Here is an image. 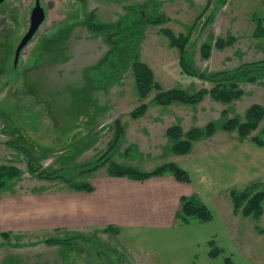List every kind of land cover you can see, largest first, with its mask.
I'll list each match as a JSON object with an SVG mask.
<instances>
[{"label":"crops","instance_id":"obj_1","mask_svg":"<svg viewBox=\"0 0 264 264\" xmlns=\"http://www.w3.org/2000/svg\"><path fill=\"white\" fill-rule=\"evenodd\" d=\"M147 3L153 5L158 17H162L165 21L162 24H151L144 19L133 22L140 31L134 37L138 41L137 46L134 47L138 54L141 53L142 46L144 47L150 40L149 33L154 30V35L151 36L153 37L151 46L157 45L162 40H166V43L170 45L165 34L166 31H169L175 38L187 37L186 63L192 69L195 67L193 62L195 55H198L202 61L197 64H202L206 72L229 71L230 68L223 65V62L235 54L242 55L247 60L251 58L250 51H253L254 56H264V34L263 36L256 35L261 29L264 33V0H114L110 4L102 0L99 8L117 10L121 7L123 8V12L120 11L122 16H126L129 12L124 8ZM66 7L65 5L62 7L63 12ZM88 9L90 11L87 16L93 11V6L89 5ZM95 11V22L112 28L99 32L91 31L87 26L86 16V20L72 22L62 31L61 35L59 32H54L49 37L51 40L45 39L40 45L39 60H35L34 64L36 69L32 71L33 68L25 64V73L29 77L28 86L29 83L30 85L39 84L36 80L37 76L41 77L43 81H48V68L52 67L57 74L54 82L60 79H64L65 82L78 79L83 82L84 92L92 96L95 104L98 105V99L95 96L98 97L100 94L101 101L107 105L102 89L107 90L112 83L113 85L122 84L127 75H130L131 78L132 75L134 76L133 62L127 67V71L125 66L119 65L117 58L111 64H104L107 56L117 49L110 44L109 36L118 32L119 21L111 24L108 18L99 20L97 13L103 14L96 8H94ZM55 17L57 16L54 14L48 17L46 25L43 27L44 30L53 27L52 25L57 22ZM105 17L106 15L102 16V19ZM133 26L135 27V25ZM222 35L224 38H219ZM229 40H231V44L217 46L219 41ZM46 41L49 42L46 43ZM205 46H208L210 51L207 53V57L203 58L201 55ZM66 50L69 53L67 64L63 66L56 64L60 63L62 59L61 63L65 62L64 52ZM52 53L57 58L59 57L58 62L57 60L56 62L48 61ZM169 55V62L166 63L168 67L163 68V72L169 74L168 80L169 83L171 82L166 88L177 85V65L180 57L178 48L170 46ZM45 56L47 60L40 61ZM39 61L42 62L41 67L38 65ZM140 61L142 62L141 57ZM144 64L153 73L158 72L155 67L160 68L153 61L146 60ZM229 66L231 65L229 64ZM39 69L41 71H37ZM90 72H92L91 75H89ZM34 73L36 75H33ZM75 74H78L79 78ZM183 76L187 81L197 84L196 77L188 76V79L186 75ZM114 77L116 79L112 82ZM154 77V82H157L158 79L156 77L154 79ZM200 82L212 84L201 79ZM159 86L161 89L165 87L161 84ZM195 86L197 88L188 94L200 91L198 85ZM156 93L157 91H150L146 95L148 97L143 99L148 105L141 117H131L136 122H140V125L137 126L138 129L133 127L131 136L127 135L125 125L121 120L125 113L119 115L113 112L114 118L107 122L106 118L109 114L105 117V113L101 109L104 105H98L99 109L94 110L96 113L92 119L99 117L93 124L94 130L88 128L87 134H83V136L98 141L101 134H109L110 140L107 144L102 145L103 153L115 138L117 122L122 127L123 134L128 136L126 141L130 144L129 147L135 145L142 148L148 144L150 135L155 136L153 147L165 145L169 151L167 154L172 157H169V160L158 162L154 168L149 169L147 166L145 172H152L167 163L177 166V153L172 152L175 140L167 136L169 128L179 127L182 137H185L189 131L195 129L205 131L211 125L212 133L209 137L192 141L189 150L179 157L183 158L182 166L179 168L187 172L189 182L178 181L169 172L142 181L128 177L110 176L107 172V175L93 184L88 183L92 191H85L72 188L73 183L38 179L32 176L29 171L26 173L29 178L25 179L23 177L25 172L22 171L21 176L0 188V233L8 235V239L0 236V241L6 242L10 238L19 241L25 236L44 238L48 236V239L60 240L59 238H67L69 235L84 237L83 235L87 232L102 233L105 229L110 228L113 230L111 233L115 234L117 247L119 245L123 248L129 257L130 264H146L147 256L156 257L155 264H214L215 259L208 254L207 242L211 239L216 240L217 247L225 243L224 234L219 233H224L227 230L223 216L218 214L219 208L215 209V217L218 220L213 218L207 223L191 220L188 224H183L175 218L180 208V200L183 197H196L212 211L216 202L219 199L225 200L231 189H239L243 185L255 183L256 177L246 180V146L253 144L259 150H264V146H257L239 135L237 136L239 142L236 145H227L228 142L222 134H238L236 130L226 131L223 128L228 114L225 106H229L230 102L216 101L210 93H205L200 101L193 104L173 102L159 105L153 101ZM34 99L38 108L42 105L47 109V118L53 117L52 110L49 108V99L39 100L37 97ZM239 100L240 97L236 99V101ZM132 112L133 110L128 112L130 116ZM213 113L218 116L211 118L210 115ZM204 115L206 118H201ZM197 118L201 120L198 121ZM188 122L192 123V126L189 124L190 126L184 129V125ZM140 127L143 130L139 131ZM4 132H1L0 138L3 135L11 136L9 131H6L7 134ZM137 132H144L146 135V138L142 137L145 141L144 144L137 142L139 137ZM124 135L117 149L124 145ZM134 137L135 143L132 141ZM219 137L223 139H218ZM203 140L204 143H199ZM22 144L26 145V143ZM148 145L152 147V143ZM0 146L18 153L23 157L22 160L26 161L23 154L9 145L6 140H0ZM62 154L64 155V152ZM159 159L160 155L157 160ZM140 172L144 171L140 170ZM25 180L33 184L29 187L21 186V182ZM50 184H53V187H50ZM58 247L65 250L77 249L74 246L64 245H57L55 249Z\"/></svg>","mask_w":264,"mask_h":264},{"label":"rangeland","instance_id":"obj_2","mask_svg":"<svg viewBox=\"0 0 264 264\" xmlns=\"http://www.w3.org/2000/svg\"><path fill=\"white\" fill-rule=\"evenodd\" d=\"M41 1H44V4L49 7V12L47 13L48 17L54 14V16L65 18V20L62 22L56 20L60 23H54L52 28L45 30L43 29L45 23L42 24L35 37L32 39L30 46L21 51L17 63L14 52L16 53V47L20 44V39H22L28 28L29 15L34 7V0H7L0 5V29H2V27L6 29L5 32L0 31V135L2 131H5V134H7L6 131L11 133V136H1L0 140H6L11 146L15 143L25 147L37 158V162L42 169L64 170L62 172H64L68 178H73V184H93L95 181L107 175V172L109 173L110 169H112L109 163L93 172L80 174V169L86 168L82 167L83 165H92L98 160L103 154L102 145L107 144L110 140L109 134L105 133L101 134L100 139L97 138L99 142L94 141L91 137L83 136V134H87L88 128L94 130L93 124L99 117L92 119V116L96 113L95 111L99 109L98 105L101 106L105 104L104 101H101L100 94L98 97L95 96L98 99L97 105L92 96L84 92V88H82L84 84L78 79L75 81L66 80V82L64 79H60L54 82L53 80L57 77V74L52 67L48 68V81H43L41 77L37 76L36 80L39 84L34 83L30 85L29 83L28 86L27 80H29V77L27 73H25L26 66L33 68L32 71L36 69L34 64L35 60H39V51L42 42H44L45 39L51 40L49 37L54 32H59L61 35L62 31L71 25L72 22L86 20L87 13L90 11L88 9L89 5L93 6V9L96 8L101 11L103 15L97 13L99 20L108 18L111 24L118 20L119 23H121V28L124 30L129 29L126 31V42L128 43L122 47H118L114 52H111L104 61V64H111V62L117 58L119 65L122 67L125 66L126 70L128 69L127 67L134 62V54L138 55L137 62L142 65H145L144 61L146 60L153 61L160 67H155L158 72H152L153 77L155 76L158 79L155 84L159 87V90L152 88L151 91L154 90L155 92L157 91V93L177 89L188 94L192 93L191 90L197 88L195 85H198L200 91L205 90L207 94L210 93L211 89L215 88L214 83L206 84L204 82V84L200 82L199 78H195L197 79V84L183 78V75H186L189 79L188 75L183 73L181 69L180 57L179 66L177 65V85L166 88L171 82L169 83V74L163 72V68L168 67L166 63H168L170 59L169 51L171 44L168 39L170 45L166 43V40H162L157 45L151 46L153 43V37L151 36L154 35V30L149 33L150 40L144 47L142 46L141 53L138 54L134 49L138 41L134 40L132 42L131 40L134 39L140 31L133 22L157 15L154 9L155 7L153 8V5L150 3L124 8L129 14L122 16L120 11L123 12V8L121 7L117 10L99 8L102 0H85L87 1L85 3L81 2L84 0H66L65 6L67 7L64 12L62 7L53 4L56 0ZM103 1L110 4V2L114 0ZM55 7L57 10L61 11L59 14L56 12L57 10L54 9ZM114 13L117 14L115 15ZM105 15L106 17L102 19V16ZM133 25H135V27ZM219 38L224 37L222 35V37ZM173 46L177 48V46ZM101 49L103 50V48ZM204 50L205 49H202V52ZM178 51L180 54L179 49ZM209 51L210 48L208 49V52ZM252 53L253 51L249 52V55H251L249 60L238 54L229 57L223 62V65L230 68V70L226 72L233 71L242 64L248 65L254 62H264V56H254ZM64 56L66 57L64 63H61L63 59L59 63V57L57 58L54 53L51 54L48 61L51 62L54 60L56 62L57 60L58 63L56 64L63 66L67 64L69 58L67 50L64 52ZM140 57L142 58V62L140 61ZM201 57H203V55H201ZM45 60H47L46 56L40 61L43 62ZM193 60H195L193 61L195 67H192L195 71L205 74L215 73L206 72L202 64H197L202 63L198 55H195ZM40 61L38 65L41 67L42 62ZM229 64L231 66H229ZM37 71H41V69ZM91 74L92 72L89 73V75ZM33 75H36V73ZM75 76L78 77V74H75ZM115 77L117 78V75ZM115 77L112 82L115 81ZM252 77L253 81L251 82L244 78L237 79V91H240L242 95L239 101L234 99L230 102L229 106H225L227 107L226 111L228 114L226 115L227 120L223 124V128L228 121L237 120L241 124L245 123L246 112L252 105H260L264 110V71L252 72L249 78ZM160 84L165 86L164 89H161L159 86ZM102 90L107 105L102 106L101 109L103 113H105V117L109 114L106 118L107 122H110L112 118H114V113H118L119 115L125 113L122 115L121 120L125 125L127 135L129 134V136H131L133 127L138 129L137 126L140 125V122L138 123L136 120H133L128 112L134 111L142 104L148 105L147 102L143 101V99L148 96L141 98L143 103L140 102L141 99L133 75L132 78L130 75L124 77L122 84L113 85L112 83L107 90ZM33 97H37L39 100L49 99V108L52 110L53 117L47 118V109L42 107V105L38 108ZM217 116L218 114L216 113L210 115L211 118H216ZM198 118H200L199 115ZM201 118H206V115ZM200 120L201 119H198V121ZM189 124L192 126V123L188 122L184 125V129H187L188 126H190ZM140 128L139 131L143 130V128ZM235 130L238 132L237 129ZM137 135L139 136L137 142L144 144L145 141L143 138H146L144 132H137ZM238 135L239 132L237 135L235 133L222 134L223 138L228 142L227 145L230 146H234L239 142L237 141ZM255 136L260 141L264 142V116L258 123V127L252 130L248 137L244 138H246V141L250 142V138ZM126 137L128 138V136H125L124 145L115 151L116 155L112 159V161H114L113 164L119 167H133L138 171L141 170L145 172L147 166H149V169L154 168L155 164H158V162L169 160V157H172V155L167 154L169 151L165 145L161 144L158 147H153V143L156 140L155 136L150 135L148 137L149 141L147 143H152V147L146 144V146L142 148L135 145L129 147L128 145L130 144L126 141ZM208 137L209 136L203 137V139ZM223 138L219 137L218 139ZM181 139L184 140L185 137ZM132 141L135 143V137ZM204 142L203 140L199 143ZM22 143H26L27 146ZM63 152L64 155L62 154ZM263 153V149L259 150L255 145L247 144L245 155L247 163L246 180L248 181L253 177H256L257 180L255 183L243 185V187L241 186L239 189H231L226 195L225 200L219 199L216 202L215 208L213 207L212 211L208 208L212 215L211 220H213V218L214 220H218L215 217V209L219 208L218 214L223 216V221L227 229L224 233H219L224 234L225 243L220 244V247L218 246L219 249L215 248L214 254H219L214 258V264H223L225 257H229L235 264H264V201L260 204V214L257 217H253L252 215L247 216L245 214L244 207L246 204L243 208L235 209L232 201L233 198L231 197V192L233 191L237 194H241L237 197V200L240 202L243 201L244 197L248 195L246 192L247 189L252 184L258 185L257 191L264 189ZM158 155H160L159 160H157ZM180 155L181 154H177V167L182 166L181 161L183 158H179ZM22 159L23 157L18 153L0 146V166H14L18 168L20 172L24 171L25 174L23 177L28 179L29 176L26 174L28 171V168H26V161L24 162ZM79 177L81 178L77 180ZM32 184L33 183L28 180L21 182V186L29 187ZM50 187H53V184H50ZM47 188H49V186H47ZM111 231L113 230L110 229V231H108L107 229L102 233L87 232L83 235L84 239L81 236L69 235L67 238H73V241H71L73 244H70L71 246L68 247L74 246L77 247V249L69 248L68 250L62 247L55 249L57 245L43 243L46 238L48 240V236L45 238L40 236H25L19 241L10 238V240L6 242L0 241V264H130L128 260L129 257L125 254L123 248L119 245L117 247L115 234L114 232L111 233ZM59 239L62 240L66 238L62 237ZM215 241L216 240H214L213 243H215ZM209 242H207V248L210 252L212 247L209 245ZM215 245H217V242ZM147 257L146 264H155L156 257Z\"/></svg>","mask_w":264,"mask_h":264},{"label":"trees","instance_id":"obj_3","mask_svg":"<svg viewBox=\"0 0 264 264\" xmlns=\"http://www.w3.org/2000/svg\"><path fill=\"white\" fill-rule=\"evenodd\" d=\"M132 10V9H130ZM145 21L151 23V24H162L165 19L162 17L156 16H150L148 18H143ZM87 26L91 31L99 32L104 30H109L110 26L106 25H100L97 24L94 20L93 16H90L87 18ZM116 33L109 36L110 44L113 45L115 48L118 49V47L124 46L127 40H126V31L123 28H121V23L118 24ZM165 34L167 35L168 39L170 40L171 46L175 45L180 50V66L183 71V73L187 74L188 76L196 77L201 80H206L211 82L212 84H215V88L210 90V94L213 97L214 100L220 101L222 103H229L234 99L239 98L242 93L240 91H237V79L244 78L248 80L249 82L253 81V77L249 78V75L252 74V72H259L264 71V62H254L250 63L248 65H240L238 68H236L233 71L230 72H215L211 74H205L201 72H197L193 70L187 63H186V53L188 49V39L187 37H179L175 38L169 31H166ZM263 31L257 32V36L261 35L263 36ZM136 41V39H132L131 41ZM130 42V41H129ZM231 40L222 42L219 41L217 46L222 47L230 43ZM205 50L203 51V57H207L208 53V46H205ZM137 54H134V62H133V71H134V77L136 80V86L137 90L140 96V99L145 97L152 88L159 90V87L155 84L153 80V74L152 72L145 66L137 62ZM205 94V91H199L195 94H187L184 91H180L177 89L159 92L155 95L153 98V101L159 105H167L171 104L173 102L183 103V104H193L201 100L203 95ZM147 106L145 104L140 105L138 108H136L132 113V118H138L141 117ZM264 110L260 105H252L245 115V123H239L237 120L235 121H228L224 128L226 130H235L237 129L239 132V135L244 138L248 137L250 135V132L252 130H255L258 127V123L264 116ZM212 133V126L209 125L208 128L205 131L200 130H192L189 131L185 139L182 138L181 130L179 127H171L167 131V136L175 140V143L172 148L173 153L177 154H184L189 150V147L191 145V141L197 140L202 137L209 136ZM123 129L117 122L115 124V138L109 145L106 152H104L96 162L92 165H83L81 168L80 174H85L88 172H93L96 169L100 168L101 166L110 163V169L109 175L115 176V177H128L134 180L142 181L146 178L152 177V176H160L167 172L172 173L174 177L181 182H189V176L186 171L182 170L181 168L175 166L172 163L163 164L162 166L158 167L157 169L153 170L152 172H140L133 167H119L111 161L113 156L115 155V151L117 150L118 145L120 144L121 140L123 139ZM250 140L257 144V146H264V142L260 141L256 136L251 137ZM13 144V143H12ZM10 145V144H9ZM14 148H16L23 156L25 157L27 161V168L29 173L32 176L37 177L38 179H44V180H61L66 183L72 184L74 182L73 178L70 179L68 176L64 174V170H45L42 169V167L38 164L37 158L34 157L25 147L19 145V144H13ZM112 163V164H111ZM81 166V165H80ZM23 173L20 172V170L14 166H0V188H3L8 182L11 180L18 178ZM72 188L76 190H85V191H92V188L89 184H72ZM257 184H252L247 189V196L244 197L243 201H238L237 197L241 194H237L235 192H231V197L233 198L234 208L240 209L243 208L244 205V212L245 214L252 215L253 217H257L260 214V204L262 201H264V189L257 191ZM243 194V193H242ZM176 220L183 224H188L191 220H197L200 223H207L212 219V215L208 208L201 203L196 197L191 198H181L180 200V208L175 216ZM108 231H110V228H107ZM105 229V231L107 230ZM0 236L4 239H8L7 234L0 233ZM83 238V237H82ZM73 238H66L62 240L57 239H48L45 240L44 243L48 245H64V246H71L70 244H73L72 240ZM76 239V238H74ZM84 239V238H83ZM209 245H211L212 249L209 252V256L211 258H216L219 253L214 254L215 248L219 249L215 243H213V240L209 242ZM223 264H235L229 257H225Z\"/></svg>","mask_w":264,"mask_h":264},{"label":"flooded vegetation","instance_id":"obj_4","mask_svg":"<svg viewBox=\"0 0 264 264\" xmlns=\"http://www.w3.org/2000/svg\"><path fill=\"white\" fill-rule=\"evenodd\" d=\"M7 0H5L4 2H6ZM65 1L66 0H56V1H54V3L53 4H55V5H58V6H60V7H63L64 5H65ZM3 2V3H4ZM81 2H87V1H81ZM39 3H40V6H41V8H42V10H43V13H44V20H43V23L42 24H44L46 21H47V19H48V12H49V7H48V5H45L44 4V1H41V0H39ZM2 4V3H1ZM0 4V5H1ZM87 4H89V3H87ZM34 5H35V0H34ZM34 8V7H33ZM32 8V9H33ZM55 10H57V8L55 7L54 8ZM31 12H32V10L30 11V15H31ZM58 14L61 12V11H59V10H57L56 11ZM30 15H29V20H28V28H27V30H26V32H25V34L27 33V31H28V29H29V26H30ZM90 16H93V17H95V12H94V9H93V11L91 12V13H89V15L87 16V18L88 17H90ZM63 19H65V18H63V17H56V20H58V21H60V22H62V20ZM3 20V19H2ZM60 22H55V23H60ZM42 24L39 26V28L37 29V31L35 32V34L31 37V39L26 43V45L25 46H23V48L20 50V52L16 55V53L14 52V55H15V59H16V63H17V61H18V57H19V55H20V53H21V51H23V50H25V48H27V47H29L30 46V44L32 43V39L35 37V35L37 34V32L39 31V29H40V27L42 26ZM45 25H46V23H45ZM44 25V26H45ZM0 31L1 32H5L6 31V29L4 28V27H2V29H0ZM25 34H24V36H25ZM23 36V37H24ZM23 37H22V39H23ZM22 39H20V42H21V40ZM19 42V43H20ZM49 41H46V43H48ZM19 45V44H18ZM18 45H17V47H18ZM17 47H16V49H17ZM34 47V46H33Z\"/></svg>","mask_w":264,"mask_h":264},{"label":"water","instance_id":"obj_5","mask_svg":"<svg viewBox=\"0 0 264 264\" xmlns=\"http://www.w3.org/2000/svg\"><path fill=\"white\" fill-rule=\"evenodd\" d=\"M5 0H0V4L3 3ZM44 20V13L40 6L39 0H35L34 8L32 9L31 15H30V26L21 40L16 55L20 52V50L23 48V46L26 45V43L31 39V37L35 34L39 26L43 23Z\"/></svg>","mask_w":264,"mask_h":264}]
</instances>
